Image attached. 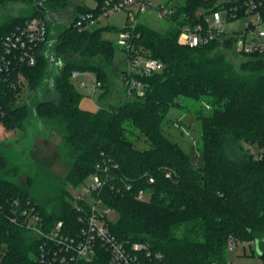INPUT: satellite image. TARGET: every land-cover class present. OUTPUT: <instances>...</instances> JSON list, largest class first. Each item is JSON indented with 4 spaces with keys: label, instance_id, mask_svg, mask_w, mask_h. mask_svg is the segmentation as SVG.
Listing matches in <instances>:
<instances>
[{
    "label": "trees",
    "instance_id": "trees-1",
    "mask_svg": "<svg viewBox=\"0 0 264 264\" xmlns=\"http://www.w3.org/2000/svg\"><path fill=\"white\" fill-rule=\"evenodd\" d=\"M24 1L30 13L10 17L0 25V122L8 130L25 129L36 121L51 127L66 141L73 164L64 182L54 183L48 198L36 192V176L41 173L30 176L26 187L0 176V264H51L43 260L41 249L50 240L24 224L23 209H37L44 234H51L63 222L62 232L77 236L84 225L67 185L78 186L105 167L113 179L100 196L118 213L110 229L121 241L148 243L153 254H163L161 260L153 256L142 264H227L230 236L255 241L264 259V53L245 55L247 59L237 67L226 53L233 49L235 38L226 33L197 47L178 42L181 28L202 21L205 13L224 9L228 16L234 13L236 19L243 18L250 1H255L262 3L264 14V0H187L176 5L165 31L140 22L136 45L165 67L148 76L138 75L149 85L144 95L95 112L80 107L82 96L71 76L73 71L94 72L102 83L100 97L105 99L111 90L108 69L115 48L103 38V31L123 28L81 29L75 25L79 16L98 13L105 0H96L92 8L77 5L70 24L55 35L54 51L60 56L77 53L84 61H69L60 71L49 73V54L43 44L37 49L35 65L23 63L15 69L14 63L6 70L1 65L7 36L31 17L45 19L47 12H41L35 0ZM53 1L54 9L61 10L70 3ZM47 25L51 33L50 22ZM99 56V64L87 62ZM18 69L24 76L21 83ZM48 81L53 90L47 94ZM24 87L34 92V99L20 100ZM55 91L59 101L52 99ZM180 98L212 110L198 112L202 166L193 165L190 155L164 133L167 113L172 106H182ZM141 137L148 142L145 149L136 145ZM242 142L255 145L256 152L235 159L230 146ZM7 163L1 154L0 166ZM112 184L118 188L111 189ZM140 189L150 193L148 201L136 198Z\"/></svg>",
    "mask_w": 264,
    "mask_h": 264
},
{
    "label": "built area",
    "instance_id": "built-area-1",
    "mask_svg": "<svg viewBox=\"0 0 264 264\" xmlns=\"http://www.w3.org/2000/svg\"><path fill=\"white\" fill-rule=\"evenodd\" d=\"M155 1L105 0L98 13L81 14L75 22V25L81 29H88L99 25L103 16H109L118 10L127 12V20L120 32L118 46L126 52L127 65L122 71L121 78L128 97L144 95L149 87L148 83H145L138 75L148 76L162 71L165 67L162 61L151 56L147 50L135 43V39L138 37L136 27L141 22L140 16L150 9H154L155 15L161 20L171 23L170 17L174 14L176 6L160 0L156 4ZM261 6L262 3L250 1L244 25L234 31H229L225 27L222 10L205 13L202 21L195 25L185 24L181 28L178 42L181 45L197 47L210 43L226 33L228 37L235 38L233 49L227 52L232 51L242 56L264 53V14L260 9ZM229 18L236 20V15L234 13L229 15L228 20L232 21ZM55 43L56 38L51 36L47 21L41 17H31L5 39L1 68L8 70L9 65L14 63H17L15 69L23 63L35 65L39 46L45 44V49L48 52V47ZM82 74L83 72L73 71L72 76L79 77ZM23 80L24 76L19 70L18 82L21 83ZM79 84L82 87L87 85L84 80ZM101 85L102 83L97 79L93 84L96 88ZM1 112L0 106V114ZM0 124L2 125L1 122ZM110 175L108 167H105L101 174L92 175L91 182L85 185L82 193L74 196L79 220L84 225L77 236L64 234L62 232L63 222H59L52 229L51 234H44L41 229L42 217L37 209L33 206L23 209L24 224L34 234L44 235L45 238L56 244V247H52L50 241H45L42 244L43 260L45 258L51 264H142L143 259H151L153 256L160 260L163 259V254L159 252L153 254L148 243L121 241L110 229L112 219L109 218V214L113 210L104 203L100 196L103 188L113 179ZM153 181L154 179L151 178L150 182ZM125 184H127L126 181ZM115 188L118 187L112 184L111 189ZM131 188V185L127 186V190ZM149 195L147 190L140 189L136 198L140 201H148ZM242 242L244 241L230 236L227 250L237 248L238 244ZM262 260L264 263L263 258Z\"/></svg>",
    "mask_w": 264,
    "mask_h": 264
},
{
    "label": "rangeland",
    "instance_id": "rangeland-1",
    "mask_svg": "<svg viewBox=\"0 0 264 264\" xmlns=\"http://www.w3.org/2000/svg\"><path fill=\"white\" fill-rule=\"evenodd\" d=\"M167 1L162 0L164 3ZM186 1L170 0L175 6L183 5ZM39 2L45 4L47 12L44 18L47 22H50L52 28L51 36L54 38L59 31L70 24L72 14L76 10L77 5H84L91 8L97 5L96 0H70L66 8L61 10L59 8L54 9L55 1L53 0H35L33 3L38 4ZM155 2L157 4L159 0ZM30 11L28 4L24 0H0V25L10 17L27 15ZM222 15L225 21V27L229 31L241 28L246 21L245 17L229 21V16L226 11H222ZM126 20L127 12L125 10H118L109 16H103L99 26L113 25L120 29L125 26ZM140 21L160 31H165L170 27L168 21L161 20L155 15L154 9H150L147 13L142 14ZM103 38L112 41L115 48L113 65L112 68L109 67L108 69L110 74L108 77L112 88L107 97L102 99L100 97L102 88L93 86L97 79L94 72L85 71L79 77L71 76V81L82 96L80 107L90 112H95L110 105L118 106L124 104L128 98L122 80L119 76H116V69L121 72L127 65L126 52L118 47L120 32L116 29L104 30ZM226 53L228 59L237 67L240 66L242 61L247 59L246 56L238 55L232 51ZM48 54L51 64L49 73L54 69L57 72L60 71L62 66L69 61H84L77 53H72L67 56L56 54L54 44L48 47ZM100 59L101 57L99 56L89 59L87 62L91 61L92 63L99 64ZM83 80L87 83L84 87L79 84ZM47 84L48 94L53 90V87L50 85V81ZM33 94L34 92L29 87H26L22 92L21 99L24 101L34 99ZM52 99L59 101V95L56 91ZM179 102L182 106H172L167 113L164 133L170 140L177 142L190 155L193 165L196 167L202 166L203 157L202 151L200 150L202 146V119L198 117V112L201 109L206 114H209L212 110L192 99L180 98ZM55 131L53 132L51 127H47L37 121L28 125L25 129L18 128L17 130H6L5 128H1L0 125V136L5 134L6 138L3 140L0 138V155H4L8 160L7 164L0 166V176L26 187L30 176L41 173V178L40 175L39 178L36 176L37 180L39 179L36 188L37 195L44 198L50 197L55 190L54 183L56 181L64 182L73 164V158L71 157L70 149L67 147L66 141ZM135 132L138 133L137 131ZM128 136H131L130 133H128ZM131 137L133 138V136ZM136 145L140 149H145L148 147V142L144 137H141L140 140H137ZM256 149L257 147L255 145L242 142L241 145H231L230 154L235 159H240L246 152L255 153ZM91 180L92 175L78 186L68 183L67 189L73 196H76L83 192L85 185H88ZM109 218L115 221L118 218V213L113 210L109 214ZM226 260L227 264H264L255 241H244L238 244L237 248L228 249Z\"/></svg>",
    "mask_w": 264,
    "mask_h": 264
},
{
    "label": "crops",
    "instance_id": "crops-1",
    "mask_svg": "<svg viewBox=\"0 0 264 264\" xmlns=\"http://www.w3.org/2000/svg\"><path fill=\"white\" fill-rule=\"evenodd\" d=\"M160 1H162V0H160ZM167 3H172V2H170V0H168ZM173 5H175V4H173ZM222 11H225V10L223 9ZM200 13H201V12L199 11L198 14H200ZM209 13H210V12H209ZM3 23H4V22H3ZM3 23H2V24H3ZM116 71H118L117 74H116V76H119L120 79L122 80L121 75H122V71H123V70H122L121 72H119V70L116 69ZM116 76H115V77H116ZM122 83H123V81H122ZM123 87H124V83H123ZM111 88H112V87H111ZM124 89H125V87H124ZM125 91H126V89H125ZM126 95H127V91H126ZM127 97H128V96H127ZM0 125H1V124H0ZM1 128H5V127H4L3 125H1ZM5 129H6V128H5ZM6 130H7V129H6ZM0 138H1L2 140H3V139H6V138H5V134H2V135L0 136Z\"/></svg>",
    "mask_w": 264,
    "mask_h": 264
},
{
    "label": "water",
    "instance_id": "water-1",
    "mask_svg": "<svg viewBox=\"0 0 264 264\" xmlns=\"http://www.w3.org/2000/svg\"><path fill=\"white\" fill-rule=\"evenodd\" d=\"M37 7H38V9H39L41 12H46V11H47V9L44 7V5H43L42 2H39V3L37 4Z\"/></svg>",
    "mask_w": 264,
    "mask_h": 264
}]
</instances>
